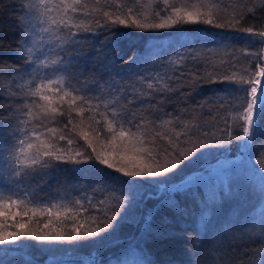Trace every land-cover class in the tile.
I'll return each mask as SVG.
<instances>
[{"label":"snow or ice","instance_id":"snow-or-ice-1","mask_svg":"<svg viewBox=\"0 0 264 264\" xmlns=\"http://www.w3.org/2000/svg\"><path fill=\"white\" fill-rule=\"evenodd\" d=\"M168 2L164 0L165 5ZM0 5H4L0 11L11 9L8 15L19 41L16 55L22 62L19 67L0 66V73L8 79L7 86L0 88V150L3 180L7 182L6 188L0 187V252L7 254L23 248L49 252L94 249L100 258L93 260L91 255L88 264H106V251L112 253L116 264H123L117 251L134 244L140 253L135 264H160L151 258L149 241L164 243L173 237L178 216L184 210L172 194L187 192L198 184L188 178L201 173L185 175L186 169L195 168L210 150H229L233 140L240 142L242 154L250 151L257 129L264 123V25L254 31L255 26L247 24L257 6L264 11V0H257L247 13L230 20L219 16L214 19L211 11L196 5L173 6L171 10L164 8L142 17L131 8L126 15L105 11L93 16L82 0H12L10 4L0 0ZM187 25H207L224 30L225 35L205 30L201 36H182L194 49L191 52L183 45L182 50H169L167 44H153L145 54L133 53L126 60L111 57L119 50L120 39L127 35L120 31L121 26L147 33L143 40L148 41L159 39L156 33L170 34ZM228 32L245 33L248 45L259 44L254 52L240 53L252 61L253 71L245 69L236 76L235 69L230 74L215 66L213 58L221 55L218 49L222 47L227 52L232 47L227 41H245L244 36ZM101 33V48L108 45L109 51L97 50V56H104L105 63H90L94 57L85 58L83 49L89 35ZM196 45L201 47L196 49ZM154 48L164 51L147 55ZM236 55H229L227 67L240 63L239 59L232 60ZM177 65L184 66L181 73L191 74L176 77L157 70V66ZM208 67L214 71L207 73ZM174 79L178 84L172 82ZM205 83L223 85L208 89L226 94L211 101L217 105L215 111L239 94L241 103L238 107L233 105L242 121L239 130L227 122L219 129L220 136L210 135L202 125L191 128L185 119L195 118V113L188 104L175 114L165 111V101L175 102ZM73 113L79 118L78 123H74ZM58 117L63 118L64 129L59 134L46 123H58ZM37 118L39 131L30 126ZM170 124L182 131L161 132ZM77 129L78 136L71 135ZM61 141L65 144L61 145ZM258 155L260 158L252 161L256 165L252 176L259 173L258 190L264 196V145ZM237 158L243 160L244 156ZM63 165L70 166V171L95 172L99 178L88 187L80 186L70 201L67 196L43 205L29 200L48 183V177L63 170ZM223 193L231 194L228 183L223 186ZM219 198L218 191L212 200ZM148 201L156 203L137 219L135 211ZM199 202L207 207L209 198ZM166 208L176 211L177 217L165 214ZM125 223L138 225V235L121 239ZM223 233L225 239L229 234L233 238L245 235L241 227L235 226L224 228ZM248 257L247 251L238 252L229 241L223 264H248ZM261 257L264 258V251ZM48 259L46 256L43 264ZM0 264H4L2 258ZM190 264L200 262L193 260Z\"/></svg>","mask_w":264,"mask_h":264},{"label":"trees","instance_id":"trees-1","mask_svg":"<svg viewBox=\"0 0 264 264\" xmlns=\"http://www.w3.org/2000/svg\"><path fill=\"white\" fill-rule=\"evenodd\" d=\"M83 3L88 5L93 16H101L103 12H123L125 15L128 9L131 8L137 15L141 17L144 14H151L160 9L167 8L171 10L174 7H191L193 5L202 6L203 10L211 11L213 18L216 16L225 20H230L241 14L247 13V10L257 0H169L168 4H164V0H82ZM12 3V0H5V4ZM4 5H0L3 8ZM11 9L0 11V66L21 65V60L16 55V48L18 41V33L13 20L8 13ZM87 23L88 20L82 21ZM248 25H254V31L261 30V25H264V11H260L258 6L254 15L247 19ZM199 29V31H197ZM205 30L209 32L220 33L221 36L225 35L224 30L214 29L207 25H187L183 28L176 30L173 29L171 33H156L159 37L157 40L144 41L147 33H140L134 29H127L121 26L120 31L127 33L119 41V50L111 53L112 59L126 60L133 53L145 54L146 48L152 47L153 44L164 45L167 44L171 48L182 50L181 45L184 46L189 52L193 51L192 47L188 46V42L182 40V36H201L205 34ZM228 35L244 36L245 41H227L232 47L224 52L222 47L218 49L221 55L215 56L214 63L217 68L223 67L224 70L239 76L243 74L244 70L253 71L252 61L245 60L241 52H254L259 47L257 43L255 46H250L246 43L247 34L239 32H228ZM258 39V38H253ZM103 42V34L97 36L89 35V40L83 49L85 58L94 57L90 63L103 64L105 63L104 56H97L99 52H108L109 46L105 45L101 48ZM201 46L196 45L195 48L199 49ZM216 48V45H212ZM163 49L154 48L151 53L147 55H158L163 53ZM235 52L237 55L232 57L235 61L239 59V64H233V67H227L228 57L231 53ZM183 65H177L174 68H160L157 70L160 73L167 71L169 75L175 74L176 77L190 75L191 72L181 73L180 69ZM190 68V65L188 66ZM202 74L203 69H200ZM214 71V68L208 67L207 73ZM178 84V80L172 81ZM8 79L3 73H0V88L7 86ZM218 83H205L199 89L193 92H187L181 99L175 102L165 101V111H171L175 114L184 108V104H188L194 111L195 118L185 119V122L191 128H199L204 126L207 128L209 134L220 136L222 133L219 129L223 128L225 122L234 128L238 129V125L242 123L239 119V112L233 105L237 107L241 103L237 97L239 94H234L230 103L219 105V111H215L217 105L212 104L211 101L218 96L223 98L224 93H211L209 88L222 87ZM203 106V107H201ZM66 107V105H64ZM227 109V111H225ZM167 117H165L166 119ZM78 117L73 113L74 123H78ZM58 123H48L49 127H55L57 134L64 131L63 118L58 117ZM30 126L35 127L38 131L41 128L39 118L33 121ZM45 132L47 129L44 130ZM172 131L180 132L181 128H174V125H166L161 128V132L171 134ZM65 135H68L65 132ZM73 136H78V129L71 133ZM83 143L82 138L79 140ZM167 136L163 137V143L166 144ZM61 145L65 144L64 141L60 142ZM264 145V123H261L257 129V134L253 142V147L246 153H241L240 142L233 140L230 149L227 151L221 149H213L200 158V161L195 165V168L186 169L185 175L191 174L193 171L201 172L192 182L194 184L185 193L172 194L179 207L184 210V214L179 215L177 223L174 226L173 237L164 243L149 241V250L151 258L160 262V264H190V261L196 260L200 264H223L225 251L228 248L229 241L239 252L240 249L249 253L248 264H264V258L261 257V251H264V196H261L258 190L259 173H255V178L252 172L255 171L256 165L252 163L260 157L258 153L261 151V146ZM99 148V146H98ZM243 155L244 159L230 167H226L220 176L211 175L212 172L208 168L216 163L218 160L224 158H235ZM62 171L56 172L53 176L48 177V183L44 185L43 189H37L36 192L29 196V200H33L39 204H47L49 201L55 203L60 201L62 197L67 196L68 201L71 200L72 195L77 192L80 186L88 187L98 179V174L95 172H75L70 171L67 165L61 166ZM4 161L2 159V150H0V187L7 186V182L3 180ZM111 182V181H109ZM179 182V178L177 180ZM231 186V194L225 195L223 193V186L225 184ZM35 187V185H33ZM68 191L65 192L64 189ZM155 191V189H152ZM219 191V200H212L214 194ZM167 195V194H166ZM43 198V199H41ZM207 207H204L199 201L208 200ZM67 202V201H64ZM156 201H148L146 205H142L137 209L134 215L140 219L149 208L155 204ZM165 214L170 217H177V212L173 209H164ZM205 213L207 216L205 217ZM131 222V221H130ZM228 226L241 227L245 235L240 236L237 234L235 238L229 234L225 239L223 229ZM138 225L135 223H125L120 231L121 239H131L133 236L138 235ZM193 244L200 245V247H193ZM109 245L108 247H110ZM94 251V252H93ZM104 251L103 249L101 250ZM199 253V255H197ZM117 255L121 260L127 262L129 257H134L136 261L140 259V253L135 250V245H131L127 250L121 249L117 251ZM95 256L96 259L100 257L94 249H83L80 251L72 249H60L58 252H49L48 249L35 250L33 248H23L20 251H13L4 254L0 252V258L4 260V264H43L46 256L49 257L47 264H86L85 261L90 257ZM106 264L107 261H113L112 253L106 251Z\"/></svg>","mask_w":264,"mask_h":264},{"label":"rangeland","instance_id":"rangeland-1","mask_svg":"<svg viewBox=\"0 0 264 264\" xmlns=\"http://www.w3.org/2000/svg\"><path fill=\"white\" fill-rule=\"evenodd\" d=\"M54 88H55V85H54ZM55 97H53V100H54V103H55ZM42 138H44L43 136H42ZM238 157V156H237ZM237 157H235V158H224V159H221V160H218L219 161V163H214L213 165H211L209 168H208V171H210V173L212 172V174L211 175H215V176H220V174H221V172L226 168V167H230L231 165H234V164H236V163H238V162H240V161H242L240 158H237ZM200 175V173L199 174H197L196 176H193V177H189L188 179H189V182H192L196 177H198ZM193 179V180H192ZM5 188L7 187V186H4ZM9 211H18L17 209H9ZM35 222V221H34ZM91 259H93V260H95L96 258H95V256H92L91 257ZM88 261H89V259H87V261H85V263L86 264H88ZM135 262H136V260H135V258L132 256V257H129L128 259H127V262H124L123 264H135ZM111 264H116V261L115 260H113V261H111Z\"/></svg>","mask_w":264,"mask_h":264}]
</instances>
